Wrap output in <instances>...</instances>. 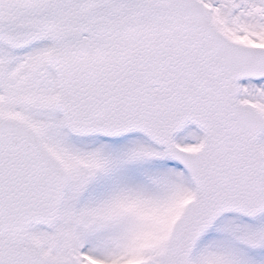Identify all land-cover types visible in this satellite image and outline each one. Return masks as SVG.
Masks as SVG:
<instances>
[{"label":"snow or ice","instance_id":"snow-or-ice-1","mask_svg":"<svg viewBox=\"0 0 264 264\" xmlns=\"http://www.w3.org/2000/svg\"><path fill=\"white\" fill-rule=\"evenodd\" d=\"M0 264H264V0H0Z\"/></svg>","mask_w":264,"mask_h":264}]
</instances>
